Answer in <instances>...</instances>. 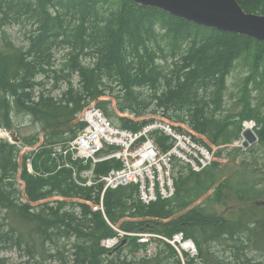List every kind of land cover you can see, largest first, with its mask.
<instances>
[{
    "label": "trees",
    "instance_id": "obj_1",
    "mask_svg": "<svg viewBox=\"0 0 264 264\" xmlns=\"http://www.w3.org/2000/svg\"><path fill=\"white\" fill-rule=\"evenodd\" d=\"M236 1L247 13L264 15V0ZM15 26L21 35L26 30L27 47L18 46L9 33ZM57 49H63L61 64ZM242 57L251 61V71L244 80L243 106L235 111L238 122L234 123V116L225 114V92L227 77ZM173 59L178 63L172 66L169 62ZM158 64L169 65L174 78L165 75L164 66ZM115 82L121 89H115ZM258 87H264V42L250 36L199 26L155 7H141L133 0H0V127L15 131L23 146H39L38 151L21 155L20 146L0 139V217L12 215L21 221L1 228L0 234L16 233L33 241L52 230L58 244L64 245L63 238L69 244L59 248L61 252L46 253L44 259L67 255L68 259L59 260L61 264H257L237 252H232L228 262L218 251L224 245L229 251L251 248L255 235L264 233L262 217L243 211L238 219L229 220L202 208H189L194 199L179 201L190 193L193 178H199V185L216 184L211 171L216 162L203 174H184V166H179L177 194L169 201L144 204L135 185L108 189L103 198L106 216L89 203L100 202L101 183L82 187L68 169L55 175L44 173L49 169L51 147L74 138L83 129L78 116L92 102L102 105L100 108L119 127L138 130L153 119L147 118L149 114L159 115L179 124L180 129L185 124L196 140L210 148L233 143L242 122L255 119L264 149V101L260 98L253 104V90ZM114 99L116 106L111 108ZM25 122L40 125L42 134L27 135ZM162 144L166 145L165 141ZM220 149L217 157L222 155ZM256 151L259 153L258 148L253 153ZM32 156L34 169L42 174L28 172L26 159ZM97 165L96 174L103 175L120 167L121 162L111 159ZM230 181H222L221 188L234 189ZM18 182L24 183L22 190ZM252 192L259 195L262 191L253 188ZM68 203H73L72 210ZM110 223L134 233L152 231L171 236L183 231L197 243L199 256H185L183 262L171 245L159 240L155 255L149 257L142 254L148 245L131 236L121 247L105 249L101 241L117 233ZM0 245V253L12 249L10 244ZM15 250L20 264L42 263L43 253ZM31 257L37 263H31ZM0 261L7 259L0 256Z\"/></svg>",
    "mask_w": 264,
    "mask_h": 264
},
{
    "label": "rangeland",
    "instance_id": "obj_2",
    "mask_svg": "<svg viewBox=\"0 0 264 264\" xmlns=\"http://www.w3.org/2000/svg\"><path fill=\"white\" fill-rule=\"evenodd\" d=\"M192 23L195 22L192 21ZM216 29L219 31L232 32L230 30H221L219 28ZM29 30L30 28H28V31ZM8 31L16 40L18 46L27 47L28 41L25 38V29L23 30L22 35L18 26L11 27L10 29H8ZM63 55L64 53L57 54L58 64H61L63 62V60H61ZM250 71L251 61L248 60V58L242 57L236 61L235 66L233 67L231 73L227 78V91L225 92V114H231L232 116H234L233 119H231L234 123L238 122V117L235 116V111L240 110V108H242L243 106L242 99L244 95V80L250 75ZM119 86L120 85L115 83V87H117L116 89H119ZM250 88L251 86L249 87V89ZM253 98V104L258 102L260 98L264 101V87H258L254 89ZM115 106L116 100L114 99V103L111 108ZM151 117L162 118L159 115L149 114L147 116V118ZM24 125L25 126L23 127V130L27 135L36 134L38 132L41 133L40 125L31 124L30 122H25ZM37 146L38 145L32 147V149L37 148ZM237 147L241 146L237 144L236 141L232 146H224L220 149L222 150V155L218 157L216 156V165L211 169L212 174H214L212 180L216 182L215 185H199L196 182V180L199 178H193L189 185L190 193L184 195L179 201L194 199L189 208H202L206 213H215L229 220L238 219L239 217H241L243 211L246 212L247 215L253 214L264 219V149L262 146H260L259 141L253 143V145L248 146L246 149L244 147H241L242 151L240 152L236 151L235 148ZM256 148H258L259 153L257 151L253 153V150H255ZM214 150L216 152L217 148H214ZM258 156L260 157L258 158ZM247 166H249L250 168L256 167L258 168V171H250V168L248 171H246ZM227 178L228 180H231L230 183L235 185L234 189L231 190L226 186L221 188L220 183L222 181L224 182V180ZM18 183L20 184V182ZM21 184L17 185L18 188L25 186L24 183ZM252 187L256 190H261V194L253 195ZM217 192H221V195L217 196ZM228 194L233 195L228 198ZM0 218L2 219H0V224L5 228L13 223H21V221L19 222L12 215H7ZM12 235L19 238L21 237L16 233ZM255 236L257 237V239L255 238V244H253L251 248L245 250V252H241L238 248L234 249V251H229L227 250V245H224L220 247L218 253L220 252V255L228 262H230L233 258L232 252H237L240 253V257L243 255L254 263L264 264V233L259 232ZM20 239L23 240V242H31L27 239H23L22 237ZM153 249L155 251V246L153 247ZM0 256L7 259V261H1V264L21 263L19 252H17L15 248L2 251L0 253ZM40 262H42L41 264H47V260L45 259L41 260Z\"/></svg>",
    "mask_w": 264,
    "mask_h": 264
},
{
    "label": "built area",
    "instance_id": "obj_3",
    "mask_svg": "<svg viewBox=\"0 0 264 264\" xmlns=\"http://www.w3.org/2000/svg\"><path fill=\"white\" fill-rule=\"evenodd\" d=\"M85 118L88 120L89 125L72 144V149H75L73 158L88 159L94 157L104 147L102 141L119 145L121 150L118 152L101 159H95L97 161L117 157L123 161L124 168L122 170L112 171L104 178L106 186L116 187L132 181L140 183L141 197L146 202L155 200L158 194L162 198H167L173 194L174 186L171 177V159L173 155L189 161L196 170L210 163V154L194 144L185 135L173 134L178 141L173 150L167 153H163L157 147L155 141L150 138L138 143L140 138L147 136L148 131L152 128H163L165 131L172 133L167 125L157 123L144 128L139 134H133L111 128L97 109H89ZM83 175L87 176L88 172ZM88 184H92V181L89 180ZM95 208H98V206ZM141 240L147 241L148 238ZM170 242L176 247L181 246L190 250L193 254L196 251L192 242L184 241L182 235H175ZM115 243L117 241L114 238L103 241V244L108 247L113 246Z\"/></svg>",
    "mask_w": 264,
    "mask_h": 264
},
{
    "label": "bare ground",
    "instance_id": "obj_4",
    "mask_svg": "<svg viewBox=\"0 0 264 264\" xmlns=\"http://www.w3.org/2000/svg\"><path fill=\"white\" fill-rule=\"evenodd\" d=\"M186 1H190V3H196V1H198V0H186ZM199 1H201V0H199ZM210 1V5H212V6H214L212 9H209V8H207L206 6H204V7H199V5H198V7H199V9H201V11L202 12H208V13H204V15H208L209 14V12H211V13H213V12H216V11H224V12H226V15H228L229 17H231L232 18V16H235L236 18H240V20L242 21V23H244L245 25H249V26H252V29H254L255 31H257V32H259V33H264V21H261L260 19H264V15H262V14H254V13H247V12H245L240 6H239V4L237 3V1L236 0H234L235 2H236V4H237V6L240 8V13H238V12H236V10H238V9H233V7L232 6H226L225 5V3H222L220 0H209ZM136 3H138V4H140V5H142L144 8L145 7H153V5L152 4H144V3H142V2H138V1H136ZM218 5V6H217ZM141 6V7H142ZM155 8H158V9H161V10H164V12L165 11H167V13L168 14H170V15H172V16H175V17H178V18H182L183 19V17H181V16H178V15H175V14H173L171 11H169L168 9H165V8H162V7H155ZM225 9V10H224ZM258 18V19H257ZM145 19V18H144ZM235 22H238V20H235V19H233ZM194 21V20H193ZM192 22V21H191ZM198 23V22H197ZM197 23H195L196 25H199V26H205V25H201V23H199V24H197ZM205 27H208V26H205ZM210 28H213V27H210ZM166 32V31H165ZM167 33V32H166ZM192 39V38H191ZM255 39V38H254ZM256 40H258L257 38H256ZM259 41H263L264 42V40H259ZM185 46V45H184ZM168 47H170V46H168ZM168 47H164L163 49L164 50H166ZM183 48H185V47H183ZM182 49V48H181ZM53 50V49H52ZM55 50V49H54ZM154 50V49H153ZM169 50V49H168ZM168 50H167V52H168ZM183 50V49H182ZM186 50V49H185ZM55 52V51H54ZM63 52V49H57V52H56V57H57V54L58 53H62ZM176 54V53H175ZM54 55V54H53ZM178 55H179V53H178ZM55 56V55H54ZM179 56H181V55H179ZM173 57V56H172ZM171 58V57H170ZM132 59V58H131ZM231 60V59H230ZM175 61V59H173V60H171L169 63H171L172 64V66H173V64H175L176 65V63H178V62H174ZM85 62H89V61H85ZM94 62V61H93ZM159 62V61H158ZM161 63V62H160ZM168 64V63H167ZM121 65V64H120ZM158 65H162V64H158ZM165 65H166V63H165ZM162 66H164V65H162ZM178 68V67H177ZM179 68H180V66H179ZM107 69V68H106ZM163 69V68H162ZM171 69L172 68H170V66L168 65V66H164V71H165V75L168 73V77H170L171 79L172 78H174V75L172 76L171 75ZM173 69H174V67H173ZM159 70V69H158ZM97 72V71H96ZM145 72V71H144ZM124 74V73H123ZM163 74V73H162ZM150 75V74H149ZM152 75V74H151ZM153 76V75H152ZM155 77V76H154ZM57 78V77H56ZM102 78V77H101ZM228 78V77H227ZM98 79V78H97ZM97 81V80H96ZM109 81V80H108ZM72 82V81H71ZM99 82V81H98ZM95 83V82H94ZM116 83V82H115ZM147 84V83H146ZM155 84V83H154ZM110 85V84H109ZM108 85V86H109ZM142 85V84H141ZM72 86V85H71ZM120 87V86H119ZM137 87H139V88H142L140 85H137ZM136 87V89H138ZM117 88V87H116ZM115 88V89H116ZM119 89H121V87L119 88ZM166 88H164V90H165ZM60 90V89H59ZM68 90V89H67ZM140 90V89H139ZM146 90V89H145ZM63 91V90H62ZM132 91H134V90H132ZM141 91H143L142 89H141ZM140 91V92H141ZM155 91V90H154ZM63 92H66V90L65 91H63ZM126 93V92H125ZM134 93H136V92H134ZM145 93L147 94L148 92H146L145 91ZM83 94V93H82ZM129 94V93H128ZM150 94V93H149ZM134 95V94H133ZM61 96V95H60ZM136 96V95H135ZM143 96H145V95H143ZM84 97H86V96H84ZM11 98H12V96H11ZM11 98H9V99H11ZM64 98V97H63ZM138 98V97H137ZM68 100V99H67ZM141 100H142V97H141ZM143 102V101H142ZM149 102V101H148ZM1 104H2V102H0ZM8 103H10V102H8ZM7 103V105L8 106H10V104H8ZM74 103V102H73ZM156 103V102H155ZM4 104H5V102H4ZM14 104V103H13ZM124 104V103H123ZM70 105V104H69ZM6 106V105H5ZM8 106H6V108L8 107ZM59 106V105H58ZM102 106V105H101ZM100 106V107H101ZM11 107H12V104H11ZM15 108V107H14ZM106 108V107H105ZM17 109V108H16ZM16 109H14V110H16ZM135 109V108H134ZM13 110V111H14ZM73 110V109H72ZM169 110V109H168ZM5 111H7V109L5 110ZM9 111V110H8ZM107 111V110H106ZM147 111V110H146ZM170 111V110H169ZM3 112V111H2ZM10 112V111H9ZM0 113H1V111H0ZM20 114V113H19ZM23 114V113H22ZM170 114V113H169ZM3 115H4V113H3ZM12 115V114H11ZM179 115V114H178ZM2 116V115H1ZM10 116V115H9ZM26 116V115H25ZM6 117V116H5ZM24 117V116H23ZM9 118V117H8ZM13 118V117H12ZM17 118H20V117H17ZM25 118V117H24ZM31 118V117H30ZM180 118V117H179ZM7 119V118H6ZM10 119V118H9ZM8 119V120H9ZM15 118H13V120H14ZM21 120H23V119H21ZM27 120V119H26ZM2 121V120H1ZM19 121V120H18ZM17 121V122H18ZM28 121V120H27ZM65 121H67V120H65ZM146 122V121H145ZM23 123V122H22ZM71 129V128H70ZM7 130H8V128L7 127H0V139H3V136L5 137L6 136V134H7ZM59 130H60V128H59ZM73 132V131H72ZM70 134H71V132H70ZM4 140H6L5 138H4ZM64 143H68L67 141H65ZM41 153V152H40ZM48 155V154H47ZM48 158L47 159H49V161H48V164L49 165H51V166H57L58 168H57V171H60V170H63V169H67V167H68V163L66 162V160L64 159V149L63 148H61V147H59V148H57V149H55L54 151H52V152H50L49 153V156H47ZM44 158V157H43ZM54 162V163H53ZM35 164V163H34ZM47 164V163H46ZM49 165H47V166H49ZM99 165V164H98ZM97 165V166H98ZM37 166V165H36ZM39 166V165H38ZM109 167V166H108ZM228 167V166H227ZM42 168V167H41ZM48 168V167H47ZM27 173V172H26ZM102 173V172H101ZM32 175V174H31ZM55 175V174H54ZM241 175V174H240ZM2 177H5V176H2ZM22 177V176H21ZM63 177V176H62ZM101 177H103V178H106L107 177V175L106 174H103V175H101ZM9 180V179H8ZM4 181V180H3ZM54 181V180H53ZM251 181V180H250ZM49 182V181H48ZM23 183V182H22ZM18 185H20V184H18ZM132 187V186H131ZM46 188V187H45ZM44 188V189H45ZM82 188V187H81ZM135 188V187H134ZM19 189L20 190H22V187L20 188L19 187ZM32 189V188H31ZM77 189V188H76ZM133 190V189H132ZM136 191V190H135ZM41 192V191H40ZM130 192V191H129ZM121 194V193H120ZM4 196V195H3ZM108 196V195H107ZM6 197H7V195H6ZM123 198V197H122ZM10 199V198H9ZM60 199H62V198H60ZM71 200V199H70ZM69 200V201H70ZM127 200V199H126ZM112 201V200H111ZM12 202V201H11ZM70 202H74V201H70ZM4 203V202H3ZM96 204V203H95ZM137 204V203H136ZM18 205V204H17ZM73 205V203L71 204V203H68V205H67V207L69 208V209H73L74 208V206H72ZM110 205V204H109ZM66 206V205H65ZM19 207V206H18ZM124 207V206H123ZM76 208V207H75ZM103 208L105 209V207L103 206ZM64 209V208H63ZM65 210H67V209H65ZM89 210V209H88ZM119 210V209H118ZM122 210V209H121ZM164 210H166V209H164ZM139 211V210H138ZM131 213V212H130ZM83 214V213H82ZM125 214V213H124ZM77 215V214H76ZM88 216V215H87ZM92 218V217H91ZM1 219V218H0ZM2 220V219H1ZM10 220V219H9ZM5 221V220H4ZM11 221V220H10ZM1 223H3V222H1ZM10 224V223H9ZM136 224V223H135ZM1 228H5V227H3L1 224H0V229ZM124 228V227H123ZM14 229V228H13ZM3 230V229H2ZM48 232V233H47ZM46 232V234L45 235H43L42 236V238H36V239H34L33 241H31V242H23V240H21V239H19V237H16V236H14V235H12V234H6V235H8V238L7 237H5L4 235H1L0 234V244L1 243H6V244H10V248H15V249H20V250H22V249H25L26 251H27V253H29V254H32L33 253V251L34 252H36L37 254H38V252H40V254L41 253H43V255H45L46 253H50V252H56V251H60L59 250V248H63V247H65V246H67V244H69V243H67L66 241H64L65 239L63 238L62 240H63V242H64V245H60V244H58L57 243V241H56V238H58V236L51 230L50 232L49 231H47ZM152 232V231H151ZM6 233V232H5ZM4 233V234H5ZM21 234V233H20ZM186 235V234H185ZM129 236H131V237H137V239L138 240H140V239H143V238H153L154 236H155V234H153V233H146V234H142V233H134V232H132V233H128V234H125V233H121V232H118V233H116L115 235H113V238L117 241V242H122V241H124L125 239H127V237H129ZM41 237V236H40ZM21 238V237H20ZM54 238V239H53ZM6 239V240H5ZM250 239V238H249ZM5 240V241H4ZM3 245V244H2ZM47 245V246H46ZM159 245V244H158ZM1 246V245H0ZM8 246V245H7ZM4 247H5V245H4ZM119 247H121L120 245L117 247V248H119ZM174 249H175V251L178 253V255L181 257V259H184V254L182 253V250L179 248V247H176V246H172ZM70 248V247H69ZM106 249V248H105ZM62 251H63V249H62ZM70 251H71V249H70ZM61 252V251H60ZM64 252H66V249H65V251ZM58 254V253H57ZM62 253H60V254H58V255H61ZM35 255V254H34ZM33 255V256H34ZM42 255V259H44V257H46L47 255H45V256H43ZM49 255V254H48ZM54 255V254H53ZM53 255H50V256H53ZM24 256V255H23ZM30 256V255H29ZM38 256H40V255H38ZM66 257H67V255H65ZM63 257V255H61V256H56L55 255V257H51L50 259H46L47 260V264H52V263H54L55 261H57L58 262V264H61V262L59 261V260H61V259H68V257L66 258V257ZM41 257V256H40ZM25 258V257H24ZM27 258V257H26ZM36 258H39V257H36ZM48 258H49V256H48ZM28 260V259H27ZM25 261V260H24ZM30 261H31V263L32 262H36L37 263V261L34 259V258H32L31 257V259H30ZM28 262V261H27ZM46 262V261H45ZM44 262V263H45ZM67 263H68V260H67ZM0 264H1V261H0ZM37 264H39V262L37 263Z\"/></svg>",
    "mask_w": 264,
    "mask_h": 264
},
{
    "label": "water",
    "instance_id": "obj_5",
    "mask_svg": "<svg viewBox=\"0 0 264 264\" xmlns=\"http://www.w3.org/2000/svg\"><path fill=\"white\" fill-rule=\"evenodd\" d=\"M142 2L144 4H152L153 7H162L168 9L173 14L183 17V19L193 21L197 24L201 23V25H205L208 27L219 28L221 30H230L235 33L248 35L252 38H257L258 40H264V33H259L252 29V26L245 25L242 23L240 18H236L235 16L229 17L226 15L224 11H216V12H209L208 15H204L202 12L201 7L206 6L209 9H212L214 6L210 5L209 0H201L196 1V3H190V1L186 0H133ZM222 3H225L226 6H232L233 9H238L236 12L240 13V8L237 6L234 0H220ZM201 9H199V7ZM218 6V5H217ZM225 10V9H224ZM241 14V13H240ZM233 19L238 20L235 22ZM258 19V18H257ZM264 21V19H260ZM245 136L247 137L248 143H254L257 140V136L251 130H247L245 132ZM258 141V140H257Z\"/></svg>",
    "mask_w": 264,
    "mask_h": 264
}]
</instances>
